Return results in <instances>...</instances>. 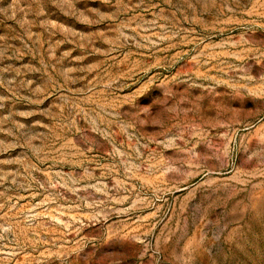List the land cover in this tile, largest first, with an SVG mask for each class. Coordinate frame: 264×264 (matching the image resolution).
Instances as JSON below:
<instances>
[{"label": "rangeland", "instance_id": "rangeland-1", "mask_svg": "<svg viewBox=\"0 0 264 264\" xmlns=\"http://www.w3.org/2000/svg\"><path fill=\"white\" fill-rule=\"evenodd\" d=\"M0 264H264V0H0Z\"/></svg>", "mask_w": 264, "mask_h": 264}]
</instances>
